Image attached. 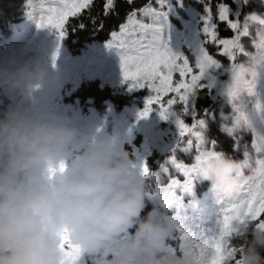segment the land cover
<instances>
[{
	"label": "clouds",
	"instance_id": "clouds-1",
	"mask_svg": "<svg viewBox=\"0 0 264 264\" xmlns=\"http://www.w3.org/2000/svg\"><path fill=\"white\" fill-rule=\"evenodd\" d=\"M264 68V56L223 65L229 92L235 80H250ZM56 74L38 61L0 65V96L31 99ZM70 117L31 105L0 108V264H211L212 243L186 229L184 218L167 206L148 208L147 176L115 132L78 140ZM200 176L232 197L241 162L202 148ZM264 171L254 170L246 181ZM247 219L232 251L225 242L223 264H264V227ZM191 233L181 251L170 242ZM67 239L81 253L68 256Z\"/></svg>",
	"mask_w": 264,
	"mask_h": 264
},
{
	"label": "trees",
	"instance_id": "trees-1",
	"mask_svg": "<svg viewBox=\"0 0 264 264\" xmlns=\"http://www.w3.org/2000/svg\"><path fill=\"white\" fill-rule=\"evenodd\" d=\"M62 0H0V65L7 64L10 60L23 62L25 60L38 61L46 68L52 70L57 78V86L45 85L31 99L15 96H0V108L8 104L31 105L47 111H54L70 117L71 123L79 129L78 140L88 137L83 128V122L91 115L98 116L104 121V131L115 132V125L121 117L127 119L133 131V137L123 142V147L129 152L130 157L137 161L136 149L143 150L148 142L146 132L139 126V115L131 112L132 108L144 113L146 100L150 95L147 89L130 88L123 80L121 73V59L117 49L108 46L111 32L119 31V25L126 22L127 13L133 8L143 7L148 0H134L129 5L126 0H116V9L105 16L103 4L105 0H94L91 17L96 18L97 27L90 22L89 13L85 10L78 17H68L65 29L66 34L60 37L57 30L52 27H39L38 21L42 11L49 6H58ZM175 5L177 0H171ZM184 8H177L178 15L191 22L194 13L204 15V3H210L213 21L217 23L218 39H230L234 32L226 23L218 21L217 5L226 3L233 10V17L237 5L233 0H183ZM155 6V0H153ZM191 9L192 11H187ZM250 1L240 8L239 21L241 25L245 16H248ZM171 22L180 28L179 21L170 17ZM103 23V28L99 24ZM145 22H148L145 20ZM84 26L80 27L79 24ZM201 39L203 36V22L200 21ZM182 30V29H181ZM209 54L218 59L222 66L211 68L214 78L204 77L205 87L198 89L190 98L189 105H194L197 121L189 133L184 136L179 134L177 116L185 123L193 125L190 115L184 114L181 105H174L166 114L161 115L158 105H151L147 115L153 120L157 130L166 132V141H159L152 146L144 159L151 176L147 177L149 185L154 177L161 173L172 160L188 162L196 156L190 142L203 128L204 147L223 152L234 158L236 149L230 136L221 125L222 109L226 107L225 92L219 87L220 80H227L223 65L229 64L227 56L222 55V46L210 40L205 41ZM189 57L190 65L194 67L195 57L186 47L183 49ZM238 55L236 62H238ZM174 75V80L178 79ZM169 97H165L167 100ZM195 141V140H194ZM167 180H170L167 178ZM209 181L197 184L198 191L204 192L210 188ZM154 205L150 199L147 212ZM234 245L240 241L234 240Z\"/></svg>",
	"mask_w": 264,
	"mask_h": 264
},
{
	"label": "snow or ice",
	"instance_id": "snow-or-ice-1",
	"mask_svg": "<svg viewBox=\"0 0 264 264\" xmlns=\"http://www.w3.org/2000/svg\"><path fill=\"white\" fill-rule=\"evenodd\" d=\"M126 2L132 5L134 0ZM200 2L203 3V0ZM233 3L237 5L235 18H232L233 10L228 4L217 5L218 21L226 23L234 32L230 39H218V25L213 21L210 3H204V15L194 13L191 22L180 17L177 8H184L183 0H177L175 5L171 0H155V6L153 0H148L143 7L133 8L127 13L126 22L119 25L118 32H111L108 46L117 49L120 54L123 80L130 88L147 89L150 92L142 115H147L153 104L160 107L161 115L164 117L174 105H181L183 113L190 115L194 123L189 125L177 116L179 134L184 136L192 130L197 121V113L194 105H189V100L198 89L205 87L204 77L209 69L222 66L221 62L207 51L206 40L222 46V55L227 56L230 61L236 60L237 53L246 57L264 56V16L255 13L245 16L241 25L238 19L241 15L240 8L247 0H233ZM93 6L94 0H62L58 6H49L42 11L38 26L52 27L57 30L60 37H63L66 34L65 24L68 17H78L87 10L90 22L97 27L96 18L90 15ZM115 9L116 0H105L103 4L105 16L113 13ZM173 16L179 21L180 28L171 22L170 17ZM200 21L203 22L202 32L205 39H201ZM250 21L257 25L255 35L250 32ZM79 26L83 27L84 24L80 23ZM98 27L102 29L103 23L101 22ZM242 37L251 39L255 52L245 50L241 42ZM185 47L195 57L194 67L197 70L195 72L190 65L189 57L183 51ZM175 74H178L179 78L174 80ZM170 93L173 95L165 100ZM177 166L184 167L182 164ZM142 171L147 177L152 175L147 165H143ZM172 183L175 184L176 181L173 180ZM148 195L150 199L159 196L162 202L166 199V194L160 195L159 186L155 193L148 191ZM247 219L259 221L258 226L264 227V178L260 176L239 185L238 190L222 209L217 228L211 234L203 231L199 235V240L212 243L217 251V256L211 264H223L226 241L232 245L233 253L235 252L233 241L242 235L240 225ZM190 235L191 233L182 230L181 235L174 237L170 242L171 250L182 251L185 247L184 242ZM65 245L70 260L73 262L78 260L80 251L67 239L62 243V247ZM233 264H239V261L234 260Z\"/></svg>",
	"mask_w": 264,
	"mask_h": 264
},
{
	"label": "rangeland",
	"instance_id": "rangeland-1",
	"mask_svg": "<svg viewBox=\"0 0 264 264\" xmlns=\"http://www.w3.org/2000/svg\"><path fill=\"white\" fill-rule=\"evenodd\" d=\"M249 1L248 15L255 13L264 16V0ZM249 28L250 32L255 35L257 25L250 21ZM241 42L246 51H256L249 37H242ZM245 58L246 56L239 53L238 62ZM206 75L214 78L210 69ZM243 75L242 73L241 77L235 80V86L225 93L226 107L222 109L221 114L222 128L234 142L237 152L233 159L241 162L237 177L239 185L245 182L248 174L252 171L257 169L264 171V107L262 106L264 104V68L259 69L250 80H245ZM131 112L139 115V124L148 137V142L143 146L144 149H136L137 161L135 162L144 165V159L152 146L159 141L167 143L165 137L167 133L157 130L148 115H142L135 108H132ZM104 126L103 119L98 116H90L83 124V128L88 132V137L98 133L111 134L107 130L104 131ZM203 130V128L199 129L191 139L190 147L196 153V156L190 157L193 160L186 163L172 160L169 165L164 167L162 174L159 173L154 177L149 185V191L155 193L159 186L160 195L166 194V199L162 202L157 196V198L151 199L152 202L156 206L163 204L168 207L170 212L180 214L184 218L186 229H190L196 234H199L201 230L206 234H211L217 228V221L222 214V209L231 197L210 183L208 190L198 191L197 184L207 181L200 176L195 163L201 155L202 148H205ZM115 133L119 135L122 142L132 138L133 131L125 117L117 121ZM178 164H182L184 167H178ZM173 180L176 181L175 184L172 183Z\"/></svg>",
	"mask_w": 264,
	"mask_h": 264
},
{
	"label": "bare ground",
	"instance_id": "bare-ground-1",
	"mask_svg": "<svg viewBox=\"0 0 264 264\" xmlns=\"http://www.w3.org/2000/svg\"><path fill=\"white\" fill-rule=\"evenodd\" d=\"M262 106L264 107V104ZM261 110H262V107H261Z\"/></svg>",
	"mask_w": 264,
	"mask_h": 264
}]
</instances>
